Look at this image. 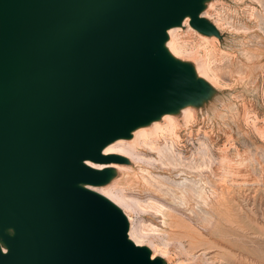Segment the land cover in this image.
Wrapping results in <instances>:
<instances>
[{
    "label": "water",
    "instance_id": "obj_1",
    "mask_svg": "<svg viewBox=\"0 0 264 264\" xmlns=\"http://www.w3.org/2000/svg\"><path fill=\"white\" fill-rule=\"evenodd\" d=\"M205 0H0V264H164L91 189L104 148L211 92L168 31Z\"/></svg>",
    "mask_w": 264,
    "mask_h": 264
},
{
    "label": "rangeland",
    "instance_id": "obj_2",
    "mask_svg": "<svg viewBox=\"0 0 264 264\" xmlns=\"http://www.w3.org/2000/svg\"><path fill=\"white\" fill-rule=\"evenodd\" d=\"M202 13L219 36L204 35L189 23L173 31L172 41L181 51L180 61L194 70L210 68L208 78L201 79L211 92L186 112L180 109L145 128L147 141L170 145L184 160L182 168L163 172L176 184L188 183L168 189V197L186 196L188 206L175 204L165 216L146 210L133 217L148 237L142 246L164 264H264V0H213ZM130 143L151 151L143 140ZM126 159L121 165L129 168ZM196 163L203 165L188 167ZM228 167L231 172L225 173ZM123 172L120 186L130 196L145 198L132 188L136 172ZM201 178L213 180L214 210L201 200L203 191L211 201ZM93 188L101 191V186Z\"/></svg>",
    "mask_w": 264,
    "mask_h": 264
},
{
    "label": "bare ground",
    "instance_id": "obj_3",
    "mask_svg": "<svg viewBox=\"0 0 264 264\" xmlns=\"http://www.w3.org/2000/svg\"><path fill=\"white\" fill-rule=\"evenodd\" d=\"M212 2H213V0H205L204 12H205V10H207V8H209L211 6ZM189 23H190V17L187 16L185 18V20L183 21L182 26L189 25ZM228 25H229V23H228ZM182 26L171 28L168 31V40L165 44V46L168 49V51L170 52V54L178 60H179V53L181 51L178 47H175V45L172 41V35H173V31L175 29H179ZM217 46H219L218 43H217ZM209 70H210V68L208 69L204 65H198L195 69V73H196L197 77L200 79L201 78H208ZM190 105H192V104L186 105L183 108H181L182 111L184 110L186 112L187 108L190 107ZM174 113L175 112L164 114L160 119L152 121L151 123H149L147 125L140 126L137 129L133 130L132 134H131V139L120 138V139H117L114 142L110 143L108 146H106L104 148V151H103L104 154H117V155L127 157L129 159V162H130L129 168H126L127 166H124L121 164H109V165L93 164L96 168H99V169L104 168L106 166H109L113 169L114 176L112 177L110 182H108L104 185H100L101 191L95 190L93 188L94 186H92L91 189L100 193L101 195L105 196L106 198H108L110 201H112L115 205H117L123 211H125L124 209H127L130 211L131 214H128L125 212V214L128 218V221H129V238L139 246H142L145 243L147 234L145 232H143V230L141 229L139 219L133 217L134 214H138L139 211L154 210L156 213H160V214H163L165 216L168 213L172 212L173 210L175 211V207H174L175 204L181 205V206L183 204L187 205V203H186L187 197L186 196L184 198L180 194H178L181 197H178L176 195H174L173 197H168V195H169L168 189L171 188V186L177 187V189H181V187H183V186L186 187L188 183L186 184V182L183 181L182 183L178 182L176 184L175 181L171 180V178L169 177V175L167 173L163 172V171L171 170V169L176 170V168H179V167L185 165L183 162L184 160H182V158L177 153H175V151L171 148L170 145L166 144V145L160 146L159 144H157L154 146L152 139H151V141H147V138H146L147 135H146V131H145V128L148 125H153V124L155 125L159 121H161L162 119H171V117ZM171 125H173V124H171ZM132 140H137L138 143H140V144H141V141L143 140L144 144L151 151L144 150V149H137L134 145H132L130 143V141H132ZM144 144H143V146L145 147ZM224 162H223V164H224ZM196 164L198 165V163H196ZM202 165L203 164L200 163V165H198V166H188V167L195 169V168H201ZM212 167H210V168H212ZM125 169L127 170V173L130 174V176H131V173H135L136 172L135 170H137V172H136V174L138 175L137 182H136V184L131 183V185H132V188L136 189L137 192H139V194L145 198H138V197L130 196L126 192L127 188L120 186L121 181H122V175H124V173H125L123 171H125ZM158 170H161V171L157 172ZM230 170L231 169H229V167H228L225 169L224 172L225 173L231 172ZM179 171L185 172L184 170H179ZM210 172H211V174H214L215 170L211 169ZM183 176H185V175H183ZM197 176L203 177L201 174H199ZM225 176H228V175L226 174ZM185 177L187 178V176H185ZM202 181L204 182V184L206 186H209L208 188H209V192L211 194V201L206 196L208 194H206L203 191H201V193H200L201 200L204 199L203 201L205 202L206 206L209 205V206H211V209L213 208V210H214L213 205H215V201H214L213 195L215 193V190H214V186H213V180L209 181V178L208 179L201 178V182ZM204 190H205V188H204ZM186 195H187V193H186ZM187 196H189V195H187ZM228 221L230 222V220H228ZM232 222H234V221H232ZM236 224H238V223H236ZM150 245L153 246V243H150ZM154 257H155L154 254H152V258H154Z\"/></svg>",
    "mask_w": 264,
    "mask_h": 264
}]
</instances>
